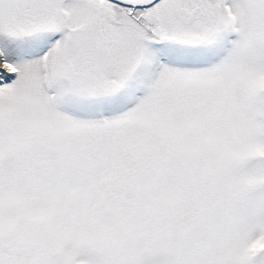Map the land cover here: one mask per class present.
<instances>
[{"label": "snow or ice", "instance_id": "snow-or-ice-1", "mask_svg": "<svg viewBox=\"0 0 264 264\" xmlns=\"http://www.w3.org/2000/svg\"><path fill=\"white\" fill-rule=\"evenodd\" d=\"M0 264H264V0H0Z\"/></svg>", "mask_w": 264, "mask_h": 264}]
</instances>
